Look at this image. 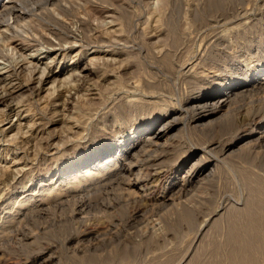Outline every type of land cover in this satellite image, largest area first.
Instances as JSON below:
<instances>
[{
  "label": "rangeland",
  "instance_id": "obj_1",
  "mask_svg": "<svg viewBox=\"0 0 264 264\" xmlns=\"http://www.w3.org/2000/svg\"><path fill=\"white\" fill-rule=\"evenodd\" d=\"M209 1L216 8L211 9ZM209 1L107 0L109 10L98 1H63L84 21L85 32L72 15L50 6L55 17L74 22L69 24L68 42H62L65 49L47 54L38 55L49 45L35 30L47 41L57 39L40 22H22L15 28L16 34L36 38L24 49L8 46L13 31L0 34L4 53L0 77H7L0 82V93L6 96L0 113L8 114L0 122V264H78L83 259L97 264H236L237 259H230L233 244L227 239L231 223L227 214L246 205L252 176L264 189V141L239 148L242 141L230 155L219 148L254 126L251 118L264 117V87L238 95L208 129L194 125V111L186 102L222 89L228 79L262 72L264 0H217L216 5ZM122 5L134 19L141 15L135 31L117 19ZM206 8L210 16L205 15ZM94 39L111 46L94 53ZM34 65L35 71L29 73ZM48 68L56 76L43 82ZM19 81L26 86L3 92V86H17ZM151 106L171 113L169 120L177 117L176 126L166 145L149 147L154 151L147 148L138 157L144 161L138 172H119L117 155L113 163L95 168L93 175L79 182L46 181L70 160L98 145L115 143L156 118L160 111H151ZM48 118L55 121L47 124ZM194 150L200 160L214 156L212 171L183 182V174H173L170 156L177 153L182 158ZM158 170L160 175L153 176ZM126 180L137 182L140 189H128ZM130 190L135 191L127 194ZM48 193L51 200L42 202L47 210L18 218L23 212L18 201L24 194L35 198L32 204ZM18 212L14 221L1 222ZM241 218L236 220L243 223Z\"/></svg>",
  "mask_w": 264,
  "mask_h": 264
},
{
  "label": "bare ground",
  "instance_id": "obj_2",
  "mask_svg": "<svg viewBox=\"0 0 264 264\" xmlns=\"http://www.w3.org/2000/svg\"><path fill=\"white\" fill-rule=\"evenodd\" d=\"M63 1H69V0H0V34L6 33V31L11 30L14 32V34L9 38L8 41V46L11 44L13 45L14 49L18 46H20V49H24V47L30 45L29 42L33 41L36 42V38L32 36L28 37H23L19 34H16L15 28L20 25V23H32L34 21L40 22L43 26V28H47L54 39H57V43H53L51 41H47L44 39L42 36V33L40 31L35 30L38 35L37 37L41 40H44L49 46L45 51H39L38 55L40 54H47L49 51H56V50H64L65 48L62 45V42L68 39L67 37L71 35L72 33V27H70L69 24H71L74 21H66L64 18H57L53 15L52 9L50 6L54 5L57 7V9L65 16L67 15H72L74 19H76L77 22H79V26L85 32V27H84V21L81 20L78 16L73 15L72 10L63 4ZM99 2V4H103L102 7L106 8L105 10H109L107 5V0H92V2ZM209 1V0H208ZM211 3H214L216 5L217 0H211ZM72 2V1H71ZM67 2V3H71ZM77 2V1H76ZM216 2V3H215ZM220 2V1H219ZM218 2V3H219ZM223 2V1H222ZM110 3V2H109ZM209 3V4H208ZM221 3V2H220ZM93 4V3H92ZM121 4V3H120ZM208 5H210V1L207 2ZM222 4V3H221ZM220 4L217 5V10H219V7H222ZM97 5V4H96ZM111 5V4H110ZM154 5V4H153ZM207 5V6H208ZM121 6V5H120ZM123 7H119L118 11L120 18L121 24L126 27L132 29V31H135V28L137 27L139 23V19L141 18V15L137 17L136 19L133 18V15L129 12L130 9H126L124 5ZM213 6V5H212ZM97 7V6H96ZM114 8V7H113ZM116 8V7H115ZM216 7H211V9H214ZM137 9V8H136ZM150 9V8H149ZM177 9V8H176ZM194 9V8H193ZM209 9V6H208ZM206 8V10H208ZM233 9V8H232ZM151 10V9H150ZM173 10V9H172ZM201 10V9H200ZM216 10V9H215ZM152 11V10H151ZM165 11V10H164ZM211 11V10H210ZM214 11V10H213ZM196 14H198L197 11H194ZM202 12V11H201ZM226 12V11H225ZM233 12V11H232ZM133 13V12H132ZM194 13V14H195ZM209 10L208 13L209 14ZM194 14L192 17H194ZM199 15V14H198ZM112 16V15H111ZM138 16V15H137ZM148 16V15H147ZM196 16V15H195ZM201 16V15H200ZM208 16V17H209ZM81 17V16H80ZM149 17V16H148ZM198 17V16H197ZM69 18V17H68ZM112 18V17H111ZM116 18V17H115ZM147 18V17H146ZM196 18V17H194ZM201 18V17H199ZM72 19V18H70ZM113 20V19H112ZM170 20V19H169ZM135 24V22H137ZM143 21V20H142ZM200 21V20H199ZM202 21V20H201ZM105 22V21H104ZM118 22V21H117ZM191 22V21H190ZM35 23V22H34ZM110 23H114V20L111 21ZM119 23V22H118ZM171 23V22H170ZM78 24V23H77ZM102 24V23H101ZM120 24V23H119ZM72 25V24H71ZM118 25V24H117ZM146 25V24H145ZM190 25V24H188ZM195 25V24H194ZM121 26V25H120ZM35 28V27H33ZM167 28V26H166ZM170 28V27H169ZM190 28V27H189ZM79 29V30H80ZM98 29V28H97ZM139 29V28H138ZM253 29V28H252ZM129 30V29H128ZM224 31V30H223ZM48 32V33H50ZM19 33H21L19 31ZM76 33V32H75ZM136 33V32H135ZM12 34V33H11ZM82 34V32H81ZM84 34V33H83ZM45 35V34H44ZM85 35V34H84ZM87 35V34H86ZM101 35V34H100ZM156 35V34H155ZM223 35V34H222ZM1 36V35H0ZM172 36V35H171ZM174 36V35H173ZM178 36V35H177ZM185 36V34H184ZM75 37V36H74ZM81 37V36H80ZM84 37V36H83ZM86 37V36H85ZM85 37L83 40H85ZM105 37V36H104ZM8 38V37H7ZM87 38V37H86ZM106 38V37H105ZM92 39V38H91ZM96 39V38H95ZM95 39L92 41V47H95L96 49L94 50V53L98 52H103L105 51V48L111 46L110 44H106L104 39H97V42L94 43ZM107 39V38H106ZM121 39V38H120ZM175 39V38H174ZM87 40V39H86ZM89 40V39H88ZM87 40V42H89ZM82 41V40H81ZM112 41V39H111ZM123 41V40H122ZM125 41V40H124ZM66 42V41H65ZM68 42V41H67ZM66 42V43H67ZM116 42V41H115ZM182 42V41H181ZM6 43V42H5ZM18 43V44H16ZM83 43V42H82ZM108 43V42H107ZM126 43V42H125ZM124 43V44H125ZM43 44V43H42ZM234 44V43H233ZM32 45V44H31ZM36 45V44H35ZM83 45V44H82ZM90 43H87L85 46L88 47ZM4 46V45H3ZM176 47V46H175ZM220 47V46H219ZM10 48V47H9ZM89 48V47H88ZM99 48H104V50H100ZM147 48V47H146ZM145 48V49H146ZM163 48V47H162ZM177 48V47H176ZM215 48V47H214ZM93 49V48H92ZM1 50V49H0ZM3 52V50H1ZM107 51V50H106ZM148 51V50H147ZM16 52V51H15ZM203 52V51H202ZM108 53V52H107ZM4 54V53H3ZM3 54L0 52V58H3ZM166 55V54H165ZM25 56V55H24ZM168 56V55H167ZM7 55H5V58ZM164 57V56H162ZM98 58V57H97ZM7 59V58H6ZM26 59V58H25ZM37 59V58H35ZM91 59V58H90ZM169 58H167L168 60ZM171 59V58H170ZM5 60V59H4ZM22 60V58H21ZM98 60V59H97ZM100 60V59H99ZM106 60V59H104ZM103 60V61H104ZM158 60V59H157ZM163 60V59H162ZM112 61V60H111ZM166 61V60H165ZM177 61V60H176ZM12 62V61H11ZM15 64L17 65L19 62ZM21 62V61H20ZM25 63L27 62L26 60L24 61ZM97 62V61H96ZM170 62V60H169ZM13 63V62H12ZM30 63V62H29ZM98 63V62H97ZM160 63V62H159ZM165 63V62H164ZM163 63V65H164ZM1 64V63H0ZM14 64V65H15ZM23 64V62H22ZM103 64V63H102ZM167 64V63H165ZM15 65V66H16ZM171 65V64H169ZM11 65H8L9 67ZM165 66V65H164ZM168 66V64H167ZM29 67V66H28ZM105 67V66H104ZM169 67V66H168ZM3 69L6 68L5 66L2 67ZM1 68V69H2ZM10 68V67H9ZM15 67H12L11 71H13ZM36 65L32 66V69L29 71V73H32L35 71ZM18 70V69H17ZM167 70V69H166ZM10 71V72H11ZM44 70L40 74L43 73ZM63 72V71H62ZM112 72V71H111ZM12 73V72H11ZM10 74V73H9ZM1 75V74H0ZM16 75V74H15ZM53 76V79L55 78L56 74L53 73V71L48 68V72L45 74V78L43 79V82L47 80L49 77ZM169 76V75H168ZM29 77V76H28ZM40 77V76H39ZM7 78V77H6ZM5 77H0V82H4L6 79ZM19 79V77H16V79ZM42 78V77H41ZM40 78V79H41ZM33 79V78H32ZM31 77L26 80L29 82L32 80ZM39 79V78H38ZM39 79V80H40ZM38 80V81H39ZM184 81V80H183ZM192 82V80H191ZM194 82V81H193ZM146 83V82H145ZM148 84V83H147ZM146 84V85H147ZM150 84V83H149ZM154 84V83H153ZM186 84V83H185ZM192 84V83H191ZM136 85V84H135ZM151 85V84H150ZM187 85V84H186ZM7 86V85H6ZM3 86V92L5 93H12L11 91L15 88L21 89L22 87L26 86L20 81L18 82L17 86H10L6 87ZM151 87V86H150ZM261 87H264V68L262 72L258 71L256 73H253L247 78H242V79H228L227 83L222 89L217 90L214 93H203L199 97L192 98L186 102V105L189 106L190 109L194 111V116H193V122L194 125L202 128H207L211 127L218 121V115L221 111L225 110V108L228 107L229 104L238 96L243 94L244 92H248L254 89L259 88L260 90ZM1 88V87H0ZM1 89V90H2ZM30 89V88H29ZM188 90V89H187ZM68 91V90H67ZM2 93V92H1ZM0 93V104H3L6 102L5 98L6 96H2ZM247 94V93H246ZM123 104V103H122ZM121 105V109L125 107L124 105ZM137 106V105H136ZM183 107V106H182ZM120 108V106H119ZM151 111H160L159 115L156 118L148 119L146 123L140 128H136L133 130L129 135H125L124 138H121L119 141L111 144H102L94 147L93 149L89 150L86 152L82 157L70 160L65 166H62L58 168L52 175L46 176L45 178L46 181L49 183H55L59 184L62 182H79L80 180L84 179L89 174H92V171L97 168V167H102L105 164L113 163L114 159H117L116 156L118 155V162L120 161V166H119V172H132L135 171L136 168H139V162L138 160L141 161L138 157L144 154L145 149L149 147H162L167 144V142L170 140V135L171 131L174 130L176 124L174 121H176L177 117L172 118V120H169L170 114L168 111H164L163 109H155L154 107H150ZM146 110V109H145ZM18 111V110H17ZM173 114H176L172 112ZM0 122H3L5 119H7L8 114L3 112L0 113ZM178 114V113H177ZM179 115V114H178ZM181 115V114H180ZM149 116V115H148ZM260 116V115H259ZM47 124L53 123V119H46ZM217 121V122H216ZM174 122V123H173ZM251 122L254 123V126L251 128H244L241 132L237 133L232 141L225 142L221 146V150L223 153L230 155L232 153L233 148L236 147L240 142L243 141L242 146L240 147H247L246 145H250L253 141L258 142V141H264V117H254L251 118ZM208 129V128H207ZM210 129V128H209ZM0 131H3L0 130ZM176 131V130H175ZM205 131V130H204ZM209 132V131H208ZM205 133V132H204ZM214 133V132H213ZM224 133V132H223ZM18 134V133H17ZM174 134V133H173ZM15 138V137H14ZM217 139V138H216ZM208 141V140H207ZM226 141V140H225ZM14 142V141H13ZM218 144V143H217ZM204 145V144H203ZM213 145V144H211ZM219 145V144H218ZM252 145V144H251ZM254 145V144H253ZM56 146V145H55ZM217 146V145H216ZM57 147V146H56ZM219 147V146H218ZM237 148V147H236ZM238 148V149H239ZM249 148V147H247ZM153 149V148H152ZM205 149V148H204ZM243 149V148H242ZM147 150V152H148ZM165 150V149H164ZM215 150V149H214ZM253 150V149H252ZM151 151V150H149ZM154 151V149L152 150ZM151 151V152H152ZM204 151V150H203ZM235 151V150H234ZM145 152V153H147ZM157 152V151H156ZM168 152V151H167ZM166 152V153H167ZM172 152V151H171ZM174 152V151H173ZM220 152V151H219ZM165 153V152H164ZM204 153V152H203ZM208 153V151H207ZM243 153V152H242ZM150 154V153H148ZM168 154V153H167ZM166 154V155H167ZM212 155V154H209ZM148 156V155H147ZM146 156V157H147ZM160 156V155H159ZM163 156V155H162ZM170 156V155H169ZM204 156V155H203ZM145 157V155H144ZM158 157V156H157ZM166 157V156H165ZM170 158H173V174H183V182L186 181L187 179L185 178H197L199 176H205L209 175V173L212 171V162L214 160V156H208L204 158L203 160H200L201 158L198 155V151L194 150L191 153H189L186 156H183L182 158L177 156V153L171 154ZM200 158V159H199ZM144 159V158H143ZM159 160V159H158ZM165 160V159H164ZM143 161V160H142ZM152 161V160H150ZM155 161V160H154ZM167 161V159H166ZM144 162V161H143ZM142 162V163H143ZM156 162V161H155ZM141 163V164H142ZM154 163V162H153ZM157 162V166H158ZM170 163V162H169ZM172 163V162H171ZM116 164V163H114ZM144 164V163H143ZM166 165V163H165ZM106 166V165H105ZM110 167V166H109ZM164 167V166H162ZM160 167V168H162ZM103 168V167H102ZM116 168V167H115ZM141 168V167H140ZM144 168V167H143ZM142 168V169H143ZM105 169V168H104ZM108 169V168H107ZM20 170V169H19ZM102 170V169H101ZM150 170V169H149ZM95 171V170H94ZM107 171V170H105ZM138 172V170H136ZM135 171V172H136ZM151 171V170H150ZM100 172V170H99ZM145 172V171H142ZM97 173V172H96ZM133 173V172H132ZM161 171L158 170L153 176H159ZM99 175V174H98ZM134 175V174H133ZM141 175V174H140ZM149 175V174H148ZM175 175V176H177ZM125 176V174H124ZM124 176L121 175V177L124 178ZM97 177V175H96ZM95 177V178H96ZM120 177V176H119ZM120 177V178H121ZM134 177V176H133ZM137 177V176H136ZM170 177V176H167ZM182 177V176H181ZM253 178H250V182L248 184L249 188V198L247 199V203L244 206V208H241V210H232L229 211L227 216L231 220V223L229 225V231H228V241H231L233 244V258L231 255L232 260H236V264H264V189H263V183L261 184V181L255 179L254 176ZM128 178V176H126ZM138 178H141L140 176ZM179 178V177H178ZM44 179V177L42 178ZM129 179V178H128ZM86 180V179H85ZM90 180V179H89ZM110 179H108L109 182ZM134 180V179H133ZM178 180V179H177ZM40 181V180H39ZM44 181V180H42ZM59 181V183H58ZM76 181V182H75ZM121 181V180H120ZM124 182V180H122ZM127 181V182H126ZM125 182L127 183L126 187L128 189L130 188H138L137 182L135 183L134 181H128L126 180ZM191 181V180H190ZM83 182V181H82ZM142 182V181H141ZM181 182V183H183ZM110 183V182H109ZM44 184V183H43ZM72 184V183H70ZM172 184H175L172 183ZM179 184V183H178ZM177 184V185H178ZM66 185V184H65ZM119 185V184H118ZM125 185V184H124ZM176 185V184H175ZM9 186V185H8ZM180 186V185H179ZM182 186V184H181ZM35 187V186H34ZM41 187V186H40ZM45 187V186H44ZM70 187V186H69ZM184 187V186H183ZM55 189V186L53 187ZM52 188V189H53ZM122 188V186H121ZM180 187H178L179 189ZM41 189V188H40ZM51 189V190H52ZM63 189V188H62ZM71 189V188H70ZM47 190V189H46ZM51 190L48 192L51 193ZM61 190V189H59ZM180 190V189H179ZM26 191V190H25ZM55 191V190H54ZM64 191V190H63ZM125 192L126 189L124 190ZM131 191L135 190H130L129 193L131 194ZM65 192V191H64ZM123 192V191H122ZM47 193V192H46ZM140 193V191H139ZM15 194V193H14ZM126 194V193H125ZM123 194V195H125ZM150 194V193H149ZM39 195V194H37ZM46 197L45 199H39L38 201H35L32 204L31 203L35 198H30L31 196H24L21 197L19 204L21 206L20 210L21 215L18 217L24 218L27 216L28 212L36 211L40 212L42 208L46 210L47 206L43 207L42 202L49 200V193L45 194ZM140 195V194H139ZM138 195V196H139ZM172 195V194H171ZM44 196V195H43ZM127 196V195H126ZM129 196V195H128ZM131 196V195H130ZM136 196V195H135ZM52 197V196H51ZM132 197V196H131ZM53 199V198H52ZM61 199V198H59ZM125 199V198H124ZM51 200V199H50ZM58 200V198H57ZM64 200V199H63ZM55 201V200H54ZM66 201V200H65ZM56 202V201H55ZM64 202V201H63ZM58 203V202H57ZM56 203V204H57ZM48 204V203H47ZM46 204V205H47ZM54 204V203H53ZM55 204V205H56ZM28 205V206H27ZM30 205V206H29ZM49 206V205H48ZM28 207V208H27ZM51 207V205H50ZM27 208V209H25ZM81 209V208H80ZM186 211V210H185ZM18 212L16 215H8L4 221H1L3 223H10L14 221L17 217V215L20 213ZM31 212V213H32ZM45 212V211H44ZM185 213V212H184ZM189 213V212H188ZM191 213V212H190ZM28 214V216H29ZM35 214V213H33ZM212 214V213H211ZM32 215V214H31ZM187 215V214H185ZM27 216V217H28ZM238 217L244 218L243 223L238 222L236 219ZM241 218V219H242ZM17 219V220H19ZM188 219V217H187ZM190 219V218H189ZM192 219V218H191ZM23 220V219H22ZM192 221V220H191ZM188 223V221H186ZM203 222V221H202ZM213 222V221H212ZM2 223V224H3ZM1 224V223H0ZM190 224V223H189ZM205 224V223H204ZM17 225V224H16ZM1 226V225H0ZM113 226V225H112ZM2 228V227H1ZM22 231V230H21ZM9 232V231H8ZM7 233V231H6ZM93 233V232H92ZM101 233V232H100ZM1 234V233H0ZM33 234V233H32ZM36 234V233H35ZM3 235V233L1 234ZM201 236V235H200ZM7 237V236H6ZM31 237V236H30ZM29 237V238H30ZM96 237V236H94ZM5 238V237H4ZM99 239V238H98ZM1 240V239H0ZM101 240V239H100ZM21 241V240H20ZM200 241V239H199ZM203 241V240H202ZM88 242V241H87ZM94 242V241H93ZM89 243V242H88ZM96 243V242H95ZM203 243V242H200ZM99 243L95 244L98 245ZM215 244V243H214ZM82 245V244H81ZM84 246V245H83ZM76 247V246H75ZM90 247V246H89ZM196 247V246H195ZM202 247V246H201ZM213 247V245H212ZM132 249V248H131ZM134 249V248H133ZM190 249V248H189ZM122 250V249H121ZM195 250V249H194ZM213 250H216V247H214ZM120 251V250H119ZM123 252V250L121 251ZM125 252V250H124ZM127 252V251H126ZM133 252V251H132ZM128 253V252H127ZM131 253V252H130ZM117 254V253H116ZM119 254V253H118ZM123 254V253H122ZM126 253H124L125 255ZM51 255V254H50ZM121 255V254H120ZM128 255V254H127ZM126 255V256H127ZM134 255V254H133ZM191 255V254H190ZM54 256V255H53ZM123 256V255H122ZM116 257V256H115ZM125 257V256H124ZM51 258V257H50ZM91 258V257H90ZM128 258V257H125ZM46 259V258H45ZM108 259V258H106ZM166 259V258H165ZM110 260V259H108ZM112 260V259H111ZM119 260V258H118ZM123 261V259H121ZM190 260V259H189ZM113 261V260H112ZM111 261V262H112ZM120 261V260H119ZM168 261V260H167ZM98 262V261H97ZM104 262V261H103ZM102 262V263H103ZM107 262V261H106ZM118 262V261H117ZM124 262V261H123ZM188 262V261H187ZM121 263V261H120ZM159 263V262H158ZM78 264H97L95 261H92L91 259H83L78 261ZM100 264V262H99ZM163 264V263H162Z\"/></svg>",
  "mask_w": 264,
  "mask_h": 264
}]
</instances>
